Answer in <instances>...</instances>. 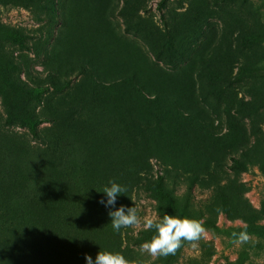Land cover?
<instances>
[{
  "label": "trees",
  "instance_id": "16d2710c",
  "mask_svg": "<svg viewBox=\"0 0 264 264\" xmlns=\"http://www.w3.org/2000/svg\"><path fill=\"white\" fill-rule=\"evenodd\" d=\"M170 1L159 0L157 7L164 9ZM12 2L0 0V5ZM118 13L131 18L126 27L146 41L155 55L168 51L155 43L158 37H154L150 27L134 21L125 6ZM161 21L166 27L164 16ZM180 26L185 30L184 21ZM244 35L247 39L251 37V41L254 37L247 31L236 44L241 61L234 65V73L228 66H210L208 61L201 60L193 72L195 75H189L184 82L177 76L183 74L182 69L170 73L174 75L165 80L149 78L154 66L138 46L121 40L114 30L106 49L118 47V50H110L106 56L102 55L103 50L98 54L70 51L65 41L54 54L76 64L86 76L87 87L92 88L85 87L79 105L90 120L104 123V137H89L90 133L67 136L68 154L50 147L49 157L34 164L26 161L20 149L0 131V264H79L75 253L83 252L85 244L93 243L101 251L122 253L131 264L137 261L176 264L183 247L197 243L201 252L195 261L206 264L212 249L202 236L194 242L183 241L173 255L152 259L145 255L141 245L153 237L154 230L142 228L136 234L126 233L123 246L115 230L105 238L108 223L99 203L102 193L97 188L106 184L101 183L106 174L108 182L115 181L125 189L136 186L147 191L162 217L173 213L188 218L196 215L206 227L217 230L215 213L232 212L240 214L246 222L240 232L264 235V224L258 223L260 213L242 197L244 190L239 178L241 172L257 162L264 167L258 160L263 152V136L258 126L264 115V86L254 76L264 70V50L249 58L247 51L251 46L244 43ZM0 36L27 46L28 33L4 32L0 27ZM166 56L171 57V53ZM218 56L222 59V54ZM12 58L0 54L2 123L25 128L33 140H39V126L53 120L39 116L35 110L40 95L48 87L29 85L22 80L21 68ZM64 84L68 83L61 88ZM233 86L242 92L239 97L229 95ZM94 90L107 93L109 99L107 109L93 110L91 117L87 105ZM221 122L226 124L223 131L219 127ZM92 149L103 151L93 155ZM150 157L178 168L184 176L171 174L167 168L152 172ZM35 168L38 170L34 172ZM78 169L87 175L85 191L78 190L82 179ZM181 186L185 187L179 193ZM195 186L209 189V198L195 204ZM242 262V258H237L232 264Z\"/></svg>",
  "mask_w": 264,
  "mask_h": 264
},
{
  "label": "rangeland",
  "instance_id": "374dc122",
  "mask_svg": "<svg viewBox=\"0 0 264 264\" xmlns=\"http://www.w3.org/2000/svg\"><path fill=\"white\" fill-rule=\"evenodd\" d=\"M159 0H13L6 6L0 5V27L2 31H15L28 33L25 39L26 47L14 42L3 40L0 36V54L4 58L13 59L18 62L21 71L19 76L29 85L47 86V90L40 95V103L35 105L39 116L53 119L43 122L39 126L40 139L33 140L25 128L17 125H4L2 123L3 109L0 105V131L7 136L8 140L15 144L21 151L24 159L30 163L37 164L48 156L50 147L68 154L65 145L66 137L79 135L89 137H104L105 125L100 120H90L85 110L79 105V97L82 93L92 87H87L88 82L76 67L69 61L62 60L60 54H54L58 48L67 42L70 51H91L106 56L110 50L117 51L118 47L106 49L111 31L114 30L121 40H128L131 45L138 46L147 61L154 66V73H142L154 81H161L174 74L176 70L183 71L177 76L183 82L189 75H195L197 66L201 60H206L210 66L230 67L232 73L236 71L234 65L241 61L236 51V44L240 37L250 31L254 34L245 38L251 48L247 51L249 58L256 57L264 50V0H171L166 8L159 9ZM141 25H148L154 37H158L156 44L167 48V52L157 56L152 52L148 43L134 36L126 27L131 18H124L118 11L121 6ZM112 7L114 10L111 11ZM257 8V9H256ZM167 21V26L161 18ZM104 16L106 18H104ZM185 22V30H181L180 22ZM5 37V36H4ZM177 49V50H176ZM69 54V51H65ZM128 49L124 52L127 54ZM166 53H171L167 57ZM222 54V59L218 55ZM256 81L264 86V70L255 73ZM50 77H53L51 81ZM64 88L61 86L63 83ZM229 95L239 97L241 91L233 86ZM87 105L89 111L107 109L109 95L94 90ZM264 92V90H263ZM264 111V106H263ZM226 124L221 122V131ZM263 136V152L259 154V162L264 163V115L258 126ZM100 149H92L95 155ZM262 154V155H261ZM46 156V157H45ZM148 162L152 165V172L167 168L171 174L184 176L178 168L165 165L159 158L150 157ZM38 169H34V172ZM80 182L78 190L85 191L87 186V175L83 169H78ZM240 183L243 185L242 197L250 208L260 213L259 224H264V167L260 164L249 166L247 170L239 175ZM105 182L100 189L102 191L108 184V174L104 175L101 183ZM185 187V186H184ZM179 188V193L184 190ZM209 189L193 188L195 204L203 201L209 196ZM99 201L104 198L102 193ZM209 198V197H208ZM101 205V204H100ZM134 207L140 221L139 224L122 228L119 239L122 246L125 243V234H136L139 229L144 228L147 219L159 220L162 218L156 210V201L147 191L136 186H128L126 191L117 197L115 207ZM230 205V204H229ZM231 206V205H230ZM242 206L240 205L239 208ZM105 227L107 238L113 231L109 211L114 209L105 208ZM261 211V212H260ZM238 213V212H237ZM170 215L186 217L181 213ZM198 220L205 231L201 234L208 241L212 254L208 257L206 264H232L237 258H242V264H264V235L246 233V241L238 240L240 230L246 226L240 214L232 212L217 211L214 221L217 230L210 229L203 224L200 216H193ZM83 252L75 253L76 262L85 264L84 254L95 257L101 247L93 244H85ZM147 257L154 256L143 251ZM199 245L190 243L183 247L181 257L176 264H199L195 259L199 258Z\"/></svg>",
  "mask_w": 264,
  "mask_h": 264
},
{
  "label": "clouds",
  "instance_id": "9594fccd",
  "mask_svg": "<svg viewBox=\"0 0 264 264\" xmlns=\"http://www.w3.org/2000/svg\"><path fill=\"white\" fill-rule=\"evenodd\" d=\"M126 189L115 181H109L101 193L104 194L99 203L105 208L114 209L109 211L113 230L119 232L122 228L134 226L140 223L134 207H115L117 197ZM145 230H154L153 237L141 245L143 251H147L154 257H167L175 254L182 246L183 241L194 242L200 239L205 231L203 225L195 219L167 215L159 220L147 219L143 225ZM246 233H240L238 240L246 241ZM85 264H131V262L119 252L98 251L93 258L92 255L84 254ZM137 264L141 262L137 261Z\"/></svg>",
  "mask_w": 264,
  "mask_h": 264
}]
</instances>
